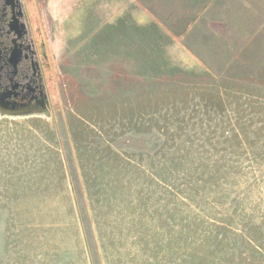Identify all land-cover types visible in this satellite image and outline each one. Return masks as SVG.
<instances>
[{"label": "rangeland", "instance_id": "374dc122", "mask_svg": "<svg viewBox=\"0 0 264 264\" xmlns=\"http://www.w3.org/2000/svg\"><path fill=\"white\" fill-rule=\"evenodd\" d=\"M39 4L59 103L0 114V264H264V27Z\"/></svg>", "mask_w": 264, "mask_h": 264}, {"label": "flooded vegetation", "instance_id": "af4514ba", "mask_svg": "<svg viewBox=\"0 0 264 264\" xmlns=\"http://www.w3.org/2000/svg\"><path fill=\"white\" fill-rule=\"evenodd\" d=\"M40 6L39 0H0V110L5 115L52 114L59 103L55 55Z\"/></svg>", "mask_w": 264, "mask_h": 264}, {"label": "crops", "instance_id": "0c3cea01", "mask_svg": "<svg viewBox=\"0 0 264 264\" xmlns=\"http://www.w3.org/2000/svg\"><path fill=\"white\" fill-rule=\"evenodd\" d=\"M127 1L134 4L131 8L138 12L143 28L151 23L171 31L180 46L197 45L200 32H240L252 26L264 27V0Z\"/></svg>", "mask_w": 264, "mask_h": 264}, {"label": "water", "instance_id": "95a60500", "mask_svg": "<svg viewBox=\"0 0 264 264\" xmlns=\"http://www.w3.org/2000/svg\"><path fill=\"white\" fill-rule=\"evenodd\" d=\"M0 114H1V115H5V112L0 110ZM45 115H46L47 117H51V116H52V114H51L49 111H46V112H45Z\"/></svg>", "mask_w": 264, "mask_h": 264}, {"label": "trees", "instance_id": "16d2710c", "mask_svg": "<svg viewBox=\"0 0 264 264\" xmlns=\"http://www.w3.org/2000/svg\"><path fill=\"white\" fill-rule=\"evenodd\" d=\"M136 28H138V29H139V27H136ZM142 29H146V30H148V29H151V28H148V27H147V28H142Z\"/></svg>", "mask_w": 264, "mask_h": 264}]
</instances>
